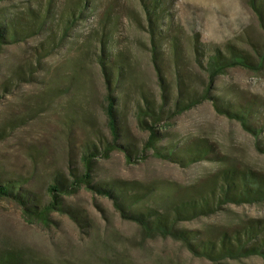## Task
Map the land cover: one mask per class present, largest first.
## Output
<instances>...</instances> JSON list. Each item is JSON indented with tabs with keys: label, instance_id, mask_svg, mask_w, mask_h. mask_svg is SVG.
<instances>
[{
	"label": "rangeland",
	"instance_id": "rangeland-1",
	"mask_svg": "<svg viewBox=\"0 0 264 264\" xmlns=\"http://www.w3.org/2000/svg\"><path fill=\"white\" fill-rule=\"evenodd\" d=\"M56 0L52 20L37 31L26 28L3 45L0 55V183L12 181L28 200L49 201L47 187L57 173L82 170L88 146L101 150L112 136L105 115L106 82L99 63L96 34L101 18L110 21V50L118 53L126 72L115 90L119 142L135 146L127 161L120 149L93 160V183L115 179L154 185L159 197L171 188L184 189L215 171L217 161L180 165L142 150L148 132L135 118L140 89L158 96L145 14L138 0H86L69 27L66 3ZM47 0L0 1V19L17 22L27 10L42 11ZM169 35L179 38L180 59L174 64L163 42V76L174 89V69L200 92L206 74L196 56L194 36L208 54L228 46L247 51L257 62L264 29L250 0H168ZM17 17L18 19H16ZM170 19V20H169ZM167 20V19H166ZM24 21V20H22ZM31 25V24H30ZM196 57L199 58L197 61ZM114 83V82H113ZM188 89V88H187ZM213 94L224 100L256 97L264 103V61L257 68H228L215 79ZM161 143L206 139L229 162L264 171V155L240 123L218 113L210 100L165 118L159 124ZM36 196V199H35ZM64 210L52 211L46 222L27 217L11 197H0V264H264L258 255L212 261L190 252L172 237H146L139 224L124 218L110 198L81 186L63 196ZM264 217V201L226 204L208 216L183 221L179 227L200 233ZM8 259V260H7Z\"/></svg>",
	"mask_w": 264,
	"mask_h": 264
},
{
	"label": "trees",
	"instance_id": "trees-1",
	"mask_svg": "<svg viewBox=\"0 0 264 264\" xmlns=\"http://www.w3.org/2000/svg\"><path fill=\"white\" fill-rule=\"evenodd\" d=\"M3 1V0H0ZM145 14L146 26L150 38L151 60L157 76L158 96L140 89L141 102H137L135 118L140 129L148 132L142 150L151 149L156 157L166 159L180 165H188L208 159L220 163L212 173L199 182L182 190L171 188L170 195L159 197L154 185L138 181L115 179L107 183H93V160L101 155L108 157L114 149L124 152L127 161L137 156L135 146L119 142V111L116 107L115 90L118 83L124 80V72L118 53L110 50V21L105 17L101 31L96 34L100 47L99 63L106 82L105 115L112 139L105 141L101 150L95 144L86 149L81 158L82 170L74 171L71 167L69 175L57 173L47 187L49 201L39 204L31 203L28 195H22L12 181L0 183V197L7 196L17 201L23 213L30 218L46 222L52 211L64 210L63 196L78 191L84 186L90 191L110 198L122 217L139 224L146 237H172L179 240L190 252L212 261L239 259L258 255L264 259V217L251 218L231 226L207 230L204 234L195 230L179 227L183 221L199 216H208L221 210L226 204L257 203L264 201V171L243 167L229 162L226 155L206 139L196 138L181 144L161 143L162 135L159 124L166 117L169 119L180 114L204 100H210L214 109L230 119L238 121L241 127L255 138L256 150L264 155V103L256 97H244L240 100H224L211 89L215 79L228 68L243 66L257 68L264 61V46L257 53L256 60L247 51L228 46L227 53L215 47L206 54L194 36L193 48L196 56H205L203 68L207 83L202 91L197 92L186 84L184 74L179 67L174 69V90L167 83L162 73L161 60L164 55L163 42L169 46L174 64L180 59L179 38L169 35L167 25L168 0H138ZM56 0H47L42 11L27 10L17 22L0 19V55L3 45L15 40L26 28L39 31L46 23L51 22V12ZM86 0H73L66 3L68 17L65 23L69 27L73 18L78 16L86 5ZM250 5L257 13L264 29V0H250ZM18 19L17 17H15ZM167 19V20H166ZM24 20V21H22ZM170 20V19H169ZM31 24V25H30ZM197 61L199 58L196 57ZM114 82V83H113ZM188 88V89H187ZM36 199V196H35ZM37 200V199H36ZM5 258L6 256L1 257ZM8 260V259H7Z\"/></svg>",
	"mask_w": 264,
	"mask_h": 264
}]
</instances>
